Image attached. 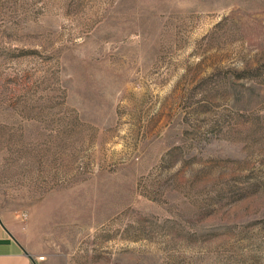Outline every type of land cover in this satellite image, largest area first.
<instances>
[{
	"label": "rangeland",
	"instance_id": "obj_1",
	"mask_svg": "<svg viewBox=\"0 0 264 264\" xmlns=\"http://www.w3.org/2000/svg\"><path fill=\"white\" fill-rule=\"evenodd\" d=\"M0 210L55 264H264V0H0Z\"/></svg>",
	"mask_w": 264,
	"mask_h": 264
},
{
	"label": "crops",
	"instance_id": "obj_2",
	"mask_svg": "<svg viewBox=\"0 0 264 264\" xmlns=\"http://www.w3.org/2000/svg\"><path fill=\"white\" fill-rule=\"evenodd\" d=\"M31 247L24 223L0 210V264H55Z\"/></svg>",
	"mask_w": 264,
	"mask_h": 264
},
{
	"label": "built area",
	"instance_id": "obj_3",
	"mask_svg": "<svg viewBox=\"0 0 264 264\" xmlns=\"http://www.w3.org/2000/svg\"><path fill=\"white\" fill-rule=\"evenodd\" d=\"M22 218H26V217H25V216H23ZM43 259H44V257H41V258H40V260H43Z\"/></svg>",
	"mask_w": 264,
	"mask_h": 264
}]
</instances>
